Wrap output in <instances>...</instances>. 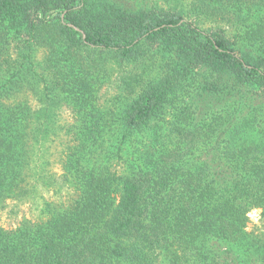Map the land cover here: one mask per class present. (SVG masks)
<instances>
[{"label": "trees", "instance_id": "trees-1", "mask_svg": "<svg viewBox=\"0 0 264 264\" xmlns=\"http://www.w3.org/2000/svg\"><path fill=\"white\" fill-rule=\"evenodd\" d=\"M168 4L0 0V212L57 185L38 152L62 131L61 105L81 114L62 175L75 198L0 226V264H240L238 249L252 248L248 213L264 216V140L247 139L264 136V0ZM208 15L254 22L232 38L203 29ZM108 84L122 105L107 115L97 94Z\"/></svg>", "mask_w": 264, "mask_h": 264}, {"label": "rangeland", "instance_id": "rangeland-1", "mask_svg": "<svg viewBox=\"0 0 264 264\" xmlns=\"http://www.w3.org/2000/svg\"><path fill=\"white\" fill-rule=\"evenodd\" d=\"M147 3L152 5V2L155 1L162 7H167L169 1L173 0H145ZM256 19V17H255ZM200 23L203 29L208 31H219L221 29L226 30V33L233 38L235 34H244L245 26H249L254 22L252 18L245 20V22L240 21L239 23H227L226 21L221 20L217 16H207ZM244 26V27H242ZM238 35V36H239ZM237 39V38H236ZM42 56L41 54L39 55ZM141 68L137 69V72L140 73ZM119 84V83H118ZM120 92V89L115 84H108L102 86L97 94L98 97V106L103 114H109L110 112L118 109L122 103L118 101V98L115 99L116 94ZM264 94V91L254 90V93ZM28 103L32 108H38L39 103L31 95H27ZM57 110L58 123L61 126L62 131L57 137H53L50 142L42 144L38 154L39 156H44L46 160L49 161V171L51 174H55L57 178V185H47L43 186L42 184L37 186V192L34 196L24 199H8L5 203V207L0 212V226L5 230L16 229L24 221H38L42 217L44 210L46 209L47 204H69L70 201L75 198L74 190L69 187V185L64 184L62 180V175L64 174L63 165L66 156L70 152L71 147L74 145V141L71 135H67L69 127H72L74 124H77L78 116L80 113L74 112L71 107L67 104L61 105ZM258 111L255 113L257 119H255V124L260 128L264 127V106H258L256 108ZM170 112L166 116V122H172L173 117L171 113L173 112L170 108ZM254 116V115H252ZM81 118V116H80ZM252 118V117H251ZM164 126V122H161ZM166 128V127H165ZM264 129V128H263ZM251 138L249 140L254 141L255 143L260 140H264L262 134H253L251 133ZM132 151H135L132 149ZM126 153V151H124ZM122 157V155H121ZM117 170H121L123 167L122 159H117L114 161ZM263 210L261 208H254L248 213L249 223L246 228L248 234V241L252 248L245 253L244 248L238 249V254L240 258V264H246V262L259 263L264 260V216ZM259 238V239H258ZM262 240V241H260ZM158 264H168L166 262H159Z\"/></svg>", "mask_w": 264, "mask_h": 264}]
</instances>
